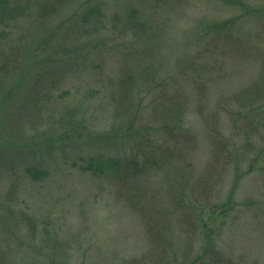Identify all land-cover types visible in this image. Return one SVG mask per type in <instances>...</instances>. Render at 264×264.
<instances>
[{"label":"rangeland","instance_id":"obj_1","mask_svg":"<svg viewBox=\"0 0 264 264\" xmlns=\"http://www.w3.org/2000/svg\"><path fill=\"white\" fill-rule=\"evenodd\" d=\"M19 1L31 3L30 14L0 24V65L10 69L0 86V212L13 187L21 211L43 228L31 240L19 222L20 238H13L26 248L17 250L21 261L192 264L209 237L224 264H264V81H257L264 74V0H72L53 17H37L38 0ZM96 3L104 9L88 25L82 12ZM227 18L234 22L213 39L209 26ZM180 59L208 67L197 80L177 82ZM44 69L46 84L59 75L50 90L55 103L19 134L16 122L31 115H16L17 104ZM126 74L136 83L137 115L119 105ZM174 83L186 98L184 139L166 168L147 166L136 184L118 183L111 168L99 172L98 162L132 153L141 127H162L154 109ZM215 131L226 155L215 154ZM156 136L173 149V141ZM72 146L82 168L70 157L63 163ZM34 149L51 151L40 183L23 171Z\"/></svg>","mask_w":264,"mask_h":264},{"label":"trees","instance_id":"obj_2","mask_svg":"<svg viewBox=\"0 0 264 264\" xmlns=\"http://www.w3.org/2000/svg\"><path fill=\"white\" fill-rule=\"evenodd\" d=\"M72 0H38L34 4L36 5L35 10L37 11V17L39 16H45L46 14L50 17L55 16V14L62 8L65 7L68 3H70ZM19 0H0V24L2 26H8L7 23L14 22L18 18L26 15L28 16L30 14L29 10L31 9V3L28 1H25L24 3H19ZM105 5H100L99 3H96L94 5H86L84 11L82 12V17L84 20V23L91 24L92 20L97 19L98 14L102 13V10L104 9ZM88 7V8H87ZM87 8V9H86ZM133 12L128 13V22L129 25H132L133 20L132 19ZM39 18H37L38 20ZM39 22L41 20H38ZM234 22V19L227 18L221 21H217L215 23H212L209 26V29L211 31V35H213V39H217V34L222 32L223 30L226 31L227 28L231 25V23ZM80 28V27H79ZM96 27H94L95 30ZM59 29V28H58ZM57 31H60L58 30ZM80 32V31H79ZM75 31L67 32V36H73ZM72 34V35H71ZM64 35V34H62ZM208 36V35H206ZM65 37V36H64ZM66 38V37H65ZM226 40H230L226 37ZM12 58V57H11ZM260 62V60H259ZM68 70H72V66L69 64H65ZM9 65L7 64H1L0 65V86L5 81V78L9 76L10 69L8 68ZM208 66L204 65H198L193 60L188 59H180V62L176 64V70H175V77L174 80H177V82H181L183 80H197L198 76L200 75L201 70L204 68H207ZM2 69V71H1ZM7 72H9L7 74ZM48 70L44 69L40 71L36 76L34 82V89H32L29 93H25L21 95V101L19 104H17L16 115H31L28 119H19V121L16 122V126L18 127L17 133H23L25 124H31V125H37L40 122H38V117L35 118V115H43V112L45 109L49 107L48 105L50 103H55L54 100H52V91L51 88L54 85V83H58L57 79L59 75H62L65 72V69L62 68L61 72L57 76H52V79H48L49 83L46 84V78L48 74ZM7 74V75H6ZM264 81V74L263 76L258 77L257 81ZM120 81V97L122 96V102L119 104L121 107L122 112H126L128 114L131 112V115H137L138 110H132V101L134 96L135 89L133 88V85L136 86V83L134 81V76L132 74H126L124 76L119 77ZM46 84V86H43ZM132 84V85H131ZM172 86H175L176 88L173 90L171 95H165L161 100L160 108L158 109L156 107L155 113L158 112L160 117H163V124L162 127H159L158 130L154 133H151L147 131V128L141 127L140 130H137V137L133 139V143L131 146L132 153H129L130 155L126 157H110L107 159H104L96 164V168L99 172H103L106 170L109 172L110 170H113V173L118 175L117 182L122 184L125 181H129V183H134L133 179H139L137 177L138 174H142L146 169H148L147 166H156L157 168H166L165 162H167L166 159L169 154H171L174 150V147H180L181 140L184 139V131L183 130V116H184V108H185V100L186 98L183 97V94L181 92L182 87H178L177 83L171 84ZM155 84H151V86L147 87V91H149L151 88H153ZM47 91H46V90ZM119 97V98H120ZM121 99V98H120ZM185 99V100H184ZM259 105V104H258ZM44 108V109H43ZM78 109V107H77ZM76 109V110H77ZM250 110L252 108H249ZM133 111V112H132ZM157 114V115H158ZM134 119V118H133ZM25 120V122H24ZM132 120V119H131ZM132 125V124H131ZM135 132V131H134ZM183 132V133H182ZM217 135V145L214 146L215 154L218 156L221 154V151L226 155L225 148L226 145H224L223 139L218 138V134L215 131L214 132ZM161 134L165 135L168 139L173 141V149H170V146L166 145L164 141L160 139V137L156 136L151 137L152 135ZM182 134V135H181ZM64 138L61 137V146L64 145ZM159 138V139H158ZM161 140L162 142H160ZM176 145V146H175ZM33 146V145H32ZM35 147V146H33ZM74 150L72 153L73 155H70V152L65 151L63 155V163H66L68 158L70 157V162L72 166H80L79 160L80 154L78 152V149L76 146L70 147ZM57 148L53 147L51 151L53 152ZM49 150V149H48ZM46 150V152H48ZM34 153L31 155H28L31 158V161L28 165H26L23 169L24 173L34 182H42L45 178L48 177V160L47 157H49L51 151L49 153H46L45 151L39 152V149H34ZM38 151V152H36ZM43 153V154H42ZM45 154V155H44ZM87 167H90V164L85 163ZM147 167V168H146ZM82 168V167H81ZM84 168V166H83ZM97 171V170H96ZM106 173V172H105ZM139 175V176H140ZM17 185L16 182H13ZM16 191L13 187L9 188V191L3 198V205L1 204V207L3 208L2 212L0 214L7 222L11 224H14L13 231L10 230V226L8 229L4 228L3 225L0 224V264H25L26 260L21 261L20 256L18 255V249L25 247L21 246L14 241V236H17L20 238L17 234H19L20 231H18L19 222L24 223L26 225V233H23L31 240L35 238V236L39 233V231L43 230V228L38 227L36 224V219L34 216L31 215V212L28 211H21L22 207L18 206L21 205L17 202V199H15ZM18 203V204H17ZM16 205V206H15ZM214 212V211H212ZM22 233V232H21ZM43 235V233L41 234ZM42 240L45 241L44 236H41ZM20 240V239H19ZM22 245H25L26 243L21 242ZM204 253L197 257L196 260H193L192 264H224L225 259L222 257L220 253H213V243L211 238H207V243L205 244ZM60 253V251H59ZM27 256V255H26ZM207 257V258H206Z\"/></svg>","mask_w":264,"mask_h":264}]
</instances>
